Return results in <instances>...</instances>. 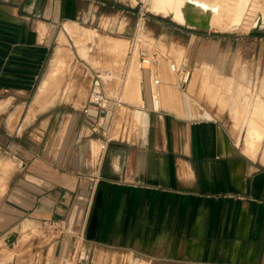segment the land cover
Returning <instances> with one entry per match:
<instances>
[{
  "label": "crops",
  "instance_id": "crops-1",
  "mask_svg": "<svg viewBox=\"0 0 264 264\" xmlns=\"http://www.w3.org/2000/svg\"><path fill=\"white\" fill-rule=\"evenodd\" d=\"M101 4L105 5V0H0V78L15 77L19 82L0 83V92L29 89L36 95L50 69H44L45 63L54 56L49 59L47 53L49 29L68 21L77 23L74 19L82 15L94 17L106 10ZM159 25L166 42L186 45L176 50V58L171 60L158 43L159 58L177 61L191 68L193 75L199 66H209L205 61L223 50L218 44L241 38L187 31L169 22ZM39 29H48L42 39ZM258 37L247 39L252 42ZM146 48H141L138 57L141 85L129 80L118 90L121 97L111 95L117 91L113 85L111 109L124 112L118 123L110 115L111 122L100 133L91 134L83 112L85 103H54L29 122L21 117L22 123L14 131L7 117L9 132L3 133L0 128V140L16 164L0 199V239L7 241L17 234L11 254L19 252L26 240L19 233L21 225L25 231L46 220H62L68 230L56 241L35 239L34 259L29 264H110L99 260L97 254L121 249L136 254L137 260L130 254L136 264H264V168L256 166L252 158L238 157L221 123L209 119L211 108L199 106L211 113L208 118L193 115V75L183 87L174 72L182 98L175 88V101L165 99L167 85L164 81L158 84L153 70L160 63L142 70L141 57L151 53ZM88 71H94L92 78L97 73L89 67L85 76ZM157 87H162V92ZM199 87L201 92L205 90ZM262 88L252 94L264 97ZM252 102L243 107L251 110ZM180 107L183 113L175 110ZM171 113L177 116L171 117ZM216 114L221 116L218 111ZM154 115L156 123L151 122ZM18 116L14 113L12 122ZM181 117L205 119L184 123ZM133 123L139 128V136L136 134V142L126 144L122 137ZM92 174L100 175L104 206L99 211L97 235L88 240L92 212H88L86 201ZM183 184H197L202 193L185 192ZM220 192L222 197H218ZM183 199L189 208L185 209Z\"/></svg>",
  "mask_w": 264,
  "mask_h": 264
},
{
  "label": "rangeland",
  "instance_id": "rangeland-1",
  "mask_svg": "<svg viewBox=\"0 0 264 264\" xmlns=\"http://www.w3.org/2000/svg\"><path fill=\"white\" fill-rule=\"evenodd\" d=\"M109 2L113 4L109 6ZM101 6H103L106 10H103V12H101L100 14H98L97 12V15L94 17L82 15L81 17L74 19L78 21L77 23L74 21H68L65 22L64 25H62V23L56 25L52 29H49L50 35L48 37V41L50 42V45L47 53L49 59L53 54L54 56L51 62L47 61V63H45L46 66H44V69L51 67L50 64L52 65L53 59L56 55L57 47L60 45L61 49H67L70 51L71 58L68 54L65 53V56L62 59L63 66L61 69H57L56 73V78L58 81L57 84L58 86H60L58 87L54 85L55 87L50 88L51 90H49L44 95V99L42 98L44 104L45 101L49 98V101L46 102V104L48 105L43 104L42 106H51L53 101V104L63 101L67 102L68 104H73V106H75V104L83 105L84 103L88 102L90 83L92 80L91 73H93L94 71H88L87 75H90V77L87 78L84 72L85 70H88L89 67H92L94 70L96 68L93 67L92 62H90L82 54L86 47H84L82 44L77 43V35H80L83 38L85 37V34L83 33L84 30L86 32L96 33L101 37L100 40H97V45L92 46L93 42H89L88 45H90L91 48L87 47L91 54H93V57L97 58V62L111 63L114 62V60L121 61V63L119 62V65L121 66L118 65V68L116 69L119 71L116 72V70L112 68H110L109 71L110 78L108 79H110L117 86V91L116 93L111 94L112 96L121 95V91L118 90L122 89L124 83H128L129 80L133 79V64L135 62L138 63L139 57V55H137L134 50L137 46H139V44L140 48L147 47L148 49H146L151 50L152 53L153 51L157 52V45L159 43V47L161 48L160 51L163 53L167 52V54L170 55L169 58L171 60H173V58H176L175 50L183 49L186 46L183 44L181 45L175 44L173 42H166L164 39L163 31L159 27V22H169L172 25L187 31L224 35L230 34L234 36L240 35L238 36L241 37L239 40L235 39V41H233V38H231L230 40L227 39L228 41H225L222 44H218V48H223V50L217 51L218 54L214 58L205 61V63H207L209 66H199L195 70L193 75L194 78L192 79L190 85L191 92H194L191 96L195 98L196 104V113H193V115L197 117L208 118L211 116V113L208 110L202 109L201 107H208V109L211 108L213 114L209 119L218 120L221 123L222 127L225 129L226 135L229 138V142L231 146L235 148L238 157L240 159L246 160H251L250 158H252L255 161H251L254 162L256 166L264 168V119H258V121L260 122L254 124L256 125V127H252V108L251 110L240 108V110H244L243 116L240 118V126L235 132L233 131L234 128L232 127L234 125V119L232 118L229 109L230 105H232L233 101L237 98L238 95L242 96V93L248 95L247 101H243L240 103L241 106L247 105L250 100H253V105L256 95L261 92L262 86V92L264 90V27H255L249 31L242 30L241 28L231 30H221L219 28H213L211 30L192 29L188 28L185 24L180 23L174 17L165 15L162 11H158L157 9H155V7L153 6V0H105V5L101 4ZM39 30L40 39H42L48 29H45L44 31L41 29ZM252 35L259 36L257 40L252 41L255 42L253 44L247 39ZM63 36L67 38V41L65 40V43L61 42ZM143 38L150 43H148V45L144 43ZM130 40L134 41V45L132 46V48ZM113 42H119L120 44L118 46L120 47H116L117 45L112 44ZM206 45L209 46V44ZM123 47L125 48V50L124 52H121L124 49ZM77 57L80 58V60H78ZM128 60H131V62L128 66H126V64L129 62ZM168 63L169 65H171V62L169 60L162 59L160 61V66L158 68H154L153 70L154 74H156L157 81L159 82L158 84H161L160 82L164 81V83H166L167 85V93L165 99L167 96H172L171 98L175 101V88L181 98L182 96L181 92L178 90L176 74L172 71ZM202 63L203 65L205 64L203 61H200V64ZM6 65H8V63L3 66L4 69L5 67H7ZM127 70V75L130 74L131 77L127 75L124 77ZM95 71L100 74V72H104L105 70L99 71L98 68ZM219 71H222L223 73H218ZM7 72L12 73L13 70H7ZM57 75L62 76L58 77ZM126 78L127 80H125ZM16 80L18 79L15 77L6 76V78H0V83H3V85H17V83L19 82ZM82 82L85 86L89 87V92H86L85 94L83 93L85 87L83 86ZM197 84L199 86H204L203 88L205 90L201 92L199 90V86L198 88H196ZM103 86L106 93L110 95V92H108L107 84H104ZM56 87L59 88V90L55 89ZM157 88L162 92V87ZM196 89L197 92L195 91ZM255 89L259 92L256 95L252 94V91H254ZM244 90H246V92ZM161 92H158V95H160ZM34 95V90L31 91L29 89L28 91L8 90L0 92V101L9 102L8 105L3 109L4 112L1 113L3 110L0 111V128L3 133L9 132L7 130V127L5 126L7 117L10 123V128L12 129V131H14L17 124L19 125V123L21 122V117L27 118V122H29V118L36 115L37 112H39L41 109L42 111L46 109V107L43 109V107L40 106V110L38 109L36 113L30 114V108L35 102ZM216 96H219L220 98L225 100V103H227L228 105H225L222 101H215L214 98ZM122 97L127 99L124 93H122ZM32 99L33 102L30 106ZM78 101L80 102L78 103ZM49 103L51 104L49 105ZM19 104L21 105V107L17 109ZM171 107L172 110H174V106L172 105ZM220 107L222 108V111ZM224 107L226 109H224ZM175 110L183 113L181 107ZM217 111L218 113L219 111H221L220 113L222 115L218 116L216 114ZM122 112H124V109L110 108L108 117L110 115H113L115 117V122L118 123L117 119ZM14 113L19 114L16 122H12L11 120ZM248 114L249 119L246 118ZM172 116L177 115L173 113L171 117ZM151 117L152 123H156L158 121L155 115L154 117ZM195 119L205 118H180L181 122L184 123H188L189 121ZM131 131H134V133L132 134ZM138 132L139 128L134 125V123L133 125H129L128 134L126 136L123 135L122 137L124 140L123 142H126V144H132L133 142H136L138 138L135 137L136 134L139 136ZM1 142L3 141L0 140V199L4 194V184L7 181L9 173L14 169L16 164L15 161L11 158V155L7 154V148L5 149ZM257 158L258 160H256ZM99 176L100 175H97V182H93V184L90 185L91 189L89 193H87L88 201H86V206L88 207L89 205L88 211L90 212L93 211L96 195L100 186ZM93 186L95 187L93 188ZM183 187V191H188V193H202L201 190H203L202 187L197 184L192 187H190L189 184H183ZM220 195H222L221 192L219 193L218 197H222ZM185 196H187V194ZM205 197L207 198L208 196ZM238 198L243 200V197L238 196ZM93 200L94 203L89 204V202ZM185 200L186 199H183L182 202L185 209H187L189 208V204H185ZM202 202L205 203L204 201ZM203 203H200V205H202ZM219 213H221V208L219 209ZM62 228L68 230L69 227L65 222H62L60 224V227H57L56 225L52 226V224H50L49 222L46 223L45 221H43L41 223L32 225L30 228L24 231L21 225V227H19L18 229L19 233L24 235L26 239L25 241H23V244H21V250H19V252L11 254L10 248H12V246H10L6 240H3V238H1L2 240H0L2 242L0 241V264H29V262L34 259L32 257V249L34 248L33 242L35 241V239L50 240L51 237L46 236V232ZM130 254H132L133 257L137 260L138 256H136V254L128 249H121L116 251L112 250L110 252H108V250H101V252H99L97 256H99V260L105 259L106 262L108 261L110 262V264H136L130 259ZM146 264L150 263L146 262Z\"/></svg>",
  "mask_w": 264,
  "mask_h": 264
},
{
  "label": "bare ground",
  "instance_id": "bare-ground-1",
  "mask_svg": "<svg viewBox=\"0 0 264 264\" xmlns=\"http://www.w3.org/2000/svg\"><path fill=\"white\" fill-rule=\"evenodd\" d=\"M153 6L158 11L160 10L165 15H170L174 17L177 21H179L182 24H185L188 28H192V29L211 30L213 28H219L221 30H231V29L241 28L242 30L249 31L255 27H264V0H153ZM83 33L85 34L84 38L80 35H77L78 37L77 43L82 44L84 47H86V49L82 52V54L85 58H87L90 62H92L93 67L96 68L95 70H97L98 68H99V71L105 70L104 72H100V73L102 74L104 81L107 82L105 84H107L108 86V91L112 93L113 85H115V83H113L110 79H108L110 78L109 71H110V68L116 70L118 68V65L121 63V61L114 60V62H111V63L110 62H97V58L93 57V54H91V52L89 51V49H87V47L91 48V46L88 45L89 42L94 43V44L92 43V46L97 45V40H100L101 37L98 36L96 33L86 32L85 30ZM65 40L67 41V38L63 36L61 42L65 43ZM112 44L117 45L116 47H120L118 46L120 44L119 42H113ZM124 50L125 48L121 52H124ZM140 50L141 48L139 44V46H137L134 51L137 55L140 56V53H141ZM65 53L68 54L71 58L69 50L61 49V45L57 47L56 55L53 59L52 65L48 73H46L45 77L42 79L40 88L35 96V102L32 104L30 108L31 109L30 114L36 113L37 110L38 109L40 110L41 107H43V109L46 107V106H42L44 104V102L42 101V98L49 90H51L50 88L55 87L54 85L58 86L57 84L58 81L56 80L57 79L56 73H57V69H61L63 66L62 59L65 56ZM182 55L183 53L180 56ZM162 59L164 58L162 57L161 60ZM102 64H106V65H102ZM117 71L119 70H116V72ZM132 72H133V79L138 84L140 83L141 85L140 81H141L142 74L138 66V63L135 62L133 64ZM86 76L90 77V75H86ZM83 86L85 87L83 90V93L85 94L86 92H89L87 89L88 87H86L84 84ZM55 89L59 90V88L57 87ZM244 91L246 92V90ZM242 94H243L242 96L238 95L237 98L233 101L232 105H230L229 107L230 114L232 115V118L234 119V125L232 127L234 128L233 131L235 132L240 126V122H241L240 118L243 116L244 110H240V108L246 109V107H243L244 105L241 106L240 103L243 101L246 102L248 95L245 93H242ZM263 94H264V90H263ZM171 97L172 96L170 97L167 96L166 100L173 102L174 99H172ZM214 99L215 101H222L225 105H228L227 103H225L226 101L220 98L219 96H216ZM48 101H49V98L48 100L45 101L44 105H48L46 104V102ZM8 103L9 102H6V101L0 102V111L3 108H5L8 105ZM50 104L51 103H49V105ZM251 108H252V112H251L252 123L251 124H252V127H256V125L254 124L257 122H260L258 121V119H264V97L263 95H259V94L256 95L254 104L252 105ZM220 109L222 111L221 107ZM224 109L226 108L224 107ZM40 111H42V109ZM221 111H219V113ZM220 115L222 114L220 113Z\"/></svg>",
  "mask_w": 264,
  "mask_h": 264
},
{
  "label": "built area",
  "instance_id": "built-area-1",
  "mask_svg": "<svg viewBox=\"0 0 264 264\" xmlns=\"http://www.w3.org/2000/svg\"><path fill=\"white\" fill-rule=\"evenodd\" d=\"M131 45L134 44L130 40ZM160 63V58L157 52H152L149 54H143L141 57L142 70L150 69L152 66H155ZM171 69L173 72L177 73L180 76V83L185 87L191 80L193 75V70L185 65H181L177 61L171 62ZM104 79L99 73L94 74L91 80L90 93L88 102L85 103L83 107V112L86 116V123L92 135L100 133L105 130V125L109 123L110 116L108 117V112L112 107L111 97L106 93L104 89ZM155 106L158 108V100L155 99ZM108 117V118H107ZM111 122V121H110ZM90 178L93 182H97V174L90 175ZM97 184V183H96ZM96 186V185H95ZM93 186V188L95 187ZM94 203L90 201L89 204ZM89 210V205H88ZM91 210V209H90ZM90 212V211H88ZM46 223H50L60 227L62 220H46ZM67 229H55L53 231L46 232V236L51 237L53 241L59 240V238L64 234ZM50 239V240H51Z\"/></svg>",
  "mask_w": 264,
  "mask_h": 264
},
{
  "label": "water",
  "instance_id": "water-1",
  "mask_svg": "<svg viewBox=\"0 0 264 264\" xmlns=\"http://www.w3.org/2000/svg\"><path fill=\"white\" fill-rule=\"evenodd\" d=\"M103 206H104V189L100 187L96 195L94 208L88 226V232H87L88 240H93L97 235L100 226L99 211ZM17 239H18L17 234H13L8 238L7 243L13 247Z\"/></svg>",
  "mask_w": 264,
  "mask_h": 264
}]
</instances>
